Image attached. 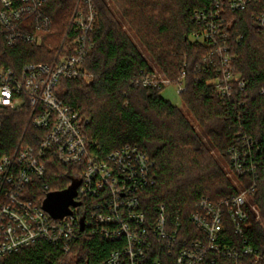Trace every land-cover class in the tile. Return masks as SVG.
<instances>
[{
  "label": "built area",
  "instance_id": "obj_1",
  "mask_svg": "<svg viewBox=\"0 0 264 264\" xmlns=\"http://www.w3.org/2000/svg\"><path fill=\"white\" fill-rule=\"evenodd\" d=\"M47 1L0 0V46L40 45L51 30ZM249 5L264 42V0H211L206 12H194L198 28L188 36L208 46L200 62L210 73L208 84L222 100L235 99L239 105L248 96L247 81L233 69L228 15ZM95 19L92 0H76L60 47L46 62L6 66L0 48V258L41 241L67 253L81 237L97 235L119 243L102 264H160L164 256H174L176 264H244L247 256L264 261V251L247 244L245 235L250 212L258 214L250 202L256 184H245L258 174L259 148L251 139L239 131L242 143L227 150L226 174L239 182L238 193L217 201L198 199L189 215L192 232L179 218H168L163 205L153 219L142 211L140 196L155 184L154 161L144 149L125 144L100 151L84 132L89 118L56 94L62 78H91L84 60L93 47ZM134 82L160 90L173 84L156 71ZM175 84L178 93L185 90L181 81ZM22 110L28 115L25 128L16 144L6 147L4 111ZM52 160L73 165L79 173L74 197L79 204L62 218L43 209L52 192L43 180Z\"/></svg>",
  "mask_w": 264,
  "mask_h": 264
},
{
  "label": "trees",
  "instance_id": "obj_2",
  "mask_svg": "<svg viewBox=\"0 0 264 264\" xmlns=\"http://www.w3.org/2000/svg\"><path fill=\"white\" fill-rule=\"evenodd\" d=\"M108 2L113 3L120 19L127 22L165 77L173 84L181 81L185 85L179 95L199 131L181 107L160 95V89L134 82L143 73L154 70L143 50L122 28ZM75 3L76 0H48L44 11L51 19V30L46 33L49 40L40 45H2L5 57L1 62L19 67L26 62L51 60L60 47ZM210 3L211 0H92L96 16L91 34L93 47L84 60L91 78H62L56 94L89 118L84 132L96 141L100 151L107 153L125 144L144 149L154 161L155 184L140 196L142 211L153 219L163 205L168 218H179L192 232L195 230L189 215L198 199L217 201L239 191V182L226 175L222 164L228 162L227 150L242 143L237 135L241 131L259 148L258 174L245 181L246 185L256 184L250 202L258 215L250 212L245 235L247 244L263 252L264 42L251 5L228 15L232 65L247 81L248 96L243 105L231 98L222 100L207 82L210 74L207 66L200 63L208 46L188 39L198 28L194 12H206ZM4 113L3 145L10 147L22 134L28 115L23 110ZM48 164L43 178L48 184L47 191L63 190L79 179L73 165H62L55 160ZM118 247L119 243L97 235L81 237L67 253L59 245L41 241L0 258V264H102ZM243 260L244 264H264L250 256ZM160 264H176L174 256L162 257Z\"/></svg>",
  "mask_w": 264,
  "mask_h": 264
},
{
  "label": "rangeland",
  "instance_id": "obj_3",
  "mask_svg": "<svg viewBox=\"0 0 264 264\" xmlns=\"http://www.w3.org/2000/svg\"><path fill=\"white\" fill-rule=\"evenodd\" d=\"M111 10L115 13V15L117 16V18L120 20L121 24H122V28L127 31V33L132 36L133 41L137 44V46L143 50L144 47H142V45L140 44L139 40L134 37V35L132 34V31L129 29V25L127 24V22L124 19H120V16L117 12V10L115 9V7L113 6L112 2H108ZM43 41H47L49 40V35L44 34L42 37ZM144 56L148 59L149 64L151 66V68L156 71L161 77H165L164 73L162 72V70L157 66V64L152 61L150 59V57L148 56V54L145 52V50H143ZM167 78V77H166ZM178 85L176 84H169V85H165L163 87V89L160 91V95L166 99L169 100L170 102H172L173 104H176L177 106L181 107L183 113L186 115V117L188 118V120L191 122V124L193 125V127L199 131L200 128L198 126V124L194 121V118L192 117V115L190 114V112L186 109V107L183 105L181 97L178 93L177 90ZM213 155L218 158V154L215 150H212ZM223 165V169L226 171V167H227V163L222 164ZM227 175V174H226ZM228 176V175H227ZM229 177V176H228ZM231 178V177H230ZM258 215V214H257Z\"/></svg>",
  "mask_w": 264,
  "mask_h": 264
},
{
  "label": "water",
  "instance_id": "obj_4",
  "mask_svg": "<svg viewBox=\"0 0 264 264\" xmlns=\"http://www.w3.org/2000/svg\"><path fill=\"white\" fill-rule=\"evenodd\" d=\"M78 185L79 180L74 179L67 188L47 193L43 201V209L53 218H62L63 216L70 214V206L75 207L79 204L74 200ZM81 229H83L82 226Z\"/></svg>",
  "mask_w": 264,
  "mask_h": 264
}]
</instances>
